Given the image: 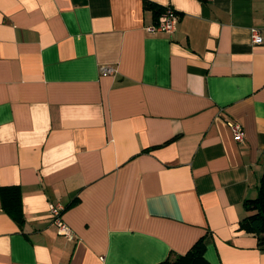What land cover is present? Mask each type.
I'll return each instance as SVG.
<instances>
[{
	"label": "crops",
	"instance_id": "obj_1",
	"mask_svg": "<svg viewBox=\"0 0 264 264\" xmlns=\"http://www.w3.org/2000/svg\"><path fill=\"white\" fill-rule=\"evenodd\" d=\"M148 1L173 33L145 0H0V264H160L201 238L210 264H264L240 229L264 173V0Z\"/></svg>",
	"mask_w": 264,
	"mask_h": 264
},
{
	"label": "trees",
	"instance_id": "obj_2",
	"mask_svg": "<svg viewBox=\"0 0 264 264\" xmlns=\"http://www.w3.org/2000/svg\"><path fill=\"white\" fill-rule=\"evenodd\" d=\"M144 3L146 10L154 12L155 24H157L160 17L166 12L167 7L157 5L148 0H145ZM173 12L177 16L176 11L174 10ZM1 194L3 196L5 210L12 213L17 221H21L22 211L20 188L17 186L4 187L1 189ZM244 207L249 215L240 222V229L256 235L259 245L264 248V173L258 187L257 197L245 201ZM205 250V238H201L194 244L187 254L178 256L174 259H167L160 264H210L205 259Z\"/></svg>",
	"mask_w": 264,
	"mask_h": 264
},
{
	"label": "built area",
	"instance_id": "obj_3",
	"mask_svg": "<svg viewBox=\"0 0 264 264\" xmlns=\"http://www.w3.org/2000/svg\"><path fill=\"white\" fill-rule=\"evenodd\" d=\"M173 11L174 10L171 7H167L166 12L160 17L159 22L153 25L150 29L158 32L173 33L176 30L179 21L178 17ZM253 42L254 44H261L263 42L260 32L256 29L253 30ZM101 73L104 76L112 75L114 73V69L110 66L103 65L101 67ZM229 127L234 134L235 140L239 144L244 143L245 135L242 125L238 122L231 121L229 122ZM64 210L65 208L61 203L50 205V215L52 217L53 224L58 229V234L60 236L72 238V230L62 218V213Z\"/></svg>",
	"mask_w": 264,
	"mask_h": 264
}]
</instances>
